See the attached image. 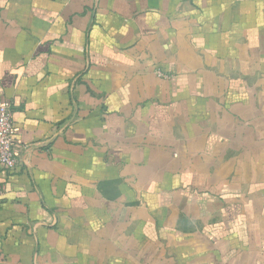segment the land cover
I'll return each instance as SVG.
<instances>
[{
	"label": "crops",
	"instance_id": "crops-1",
	"mask_svg": "<svg viewBox=\"0 0 264 264\" xmlns=\"http://www.w3.org/2000/svg\"><path fill=\"white\" fill-rule=\"evenodd\" d=\"M0 100V264H264V0H0Z\"/></svg>",
	"mask_w": 264,
	"mask_h": 264
},
{
	"label": "built area",
	"instance_id": "built-area-1",
	"mask_svg": "<svg viewBox=\"0 0 264 264\" xmlns=\"http://www.w3.org/2000/svg\"><path fill=\"white\" fill-rule=\"evenodd\" d=\"M16 145L17 132L11 103L0 100V167L13 170L18 166ZM3 184L0 178V204L4 194Z\"/></svg>",
	"mask_w": 264,
	"mask_h": 264
}]
</instances>
